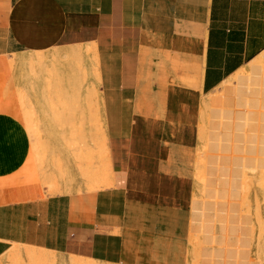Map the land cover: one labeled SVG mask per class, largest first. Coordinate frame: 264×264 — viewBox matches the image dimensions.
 <instances>
[{
  "label": "crops",
  "instance_id": "0c3cea01",
  "mask_svg": "<svg viewBox=\"0 0 264 264\" xmlns=\"http://www.w3.org/2000/svg\"><path fill=\"white\" fill-rule=\"evenodd\" d=\"M262 54L264 0H0V259L26 246L100 264H186L200 112ZM54 80L73 93L44 94ZM93 81L110 184L86 191L73 169L55 193L25 114L85 101L81 85Z\"/></svg>",
  "mask_w": 264,
  "mask_h": 264
},
{
  "label": "rangeland",
  "instance_id": "374dc122",
  "mask_svg": "<svg viewBox=\"0 0 264 264\" xmlns=\"http://www.w3.org/2000/svg\"><path fill=\"white\" fill-rule=\"evenodd\" d=\"M34 67H35L34 65L31 66V68H34ZM39 68H37V70H35L31 73L32 78H36V77L40 78V69ZM253 71L254 70L252 68L247 69L245 71H241L236 76H234V78L232 77L233 79L232 78H231V80L229 79L230 82L226 86L222 85L216 91H214L213 93L208 95V98L205 100L203 107H202V110L200 112V116H199V120H198V124H197L198 132H197L195 147H194V152H193V169H194V176H193L194 193L193 194H194V198H193L192 217H191L190 229H189V234H188L189 235V238H188V244H189L188 247L189 248H188V252H187L186 264H197V263L198 264H205V263L206 264H222L224 261H226V262H224L223 264H225V263L226 264H233V263L234 264H259L260 262H261L260 264H264V225H262V224H264L263 223L264 222V199H263L264 198V181L262 180V178L264 179V176L262 178L259 177V176L264 175L263 170H262L263 174L259 175L260 168L261 169L264 168V160H262L260 162L261 156L264 157V117H263L264 116V91H263L264 90V81H263V78L261 76L260 71L259 72L257 71L256 73L255 72L252 73ZM32 75H34V76H32ZM239 77H241L240 78L241 80L239 79ZM253 80H254V82H253ZM49 82L51 84V81H49ZM57 83L59 84L60 87H58V89L56 88L57 93H54V90H56L55 86L58 85ZM83 83H85V80H82V84ZM54 84L55 85L53 87L49 86V88H46L47 89L46 92H43V93L49 94V95H54L56 100H57V96H59V94H61V93H62L61 95H64V94L68 95V94L73 93L72 88H70V90L68 87L63 89L61 84L57 80L54 81ZM248 84H252V86H253V84H256V86H254V87H257V88L255 89V92L252 95L245 89L248 86ZM258 84H262V85L259 86ZM86 88L88 90H86ZM229 90L232 92H230ZM234 91H235V93L232 95V93ZM58 92H61V93L58 94ZM240 92H241V95H240ZM86 95H88V97ZM81 96H82V100L84 99L86 101V103H85V101L78 102L77 104L79 106L77 104H75V102L71 103L70 101L68 103H66L67 105L65 104V102H63V104H62V102H55V103H58L60 105L55 104L54 102H47V103H43V104L38 105L41 107L43 106V108L45 107V109L38 110V109H36V106L30 104L29 108L27 109L29 115H28V113L25 114L24 120L26 121L27 128H28V130H29V132L33 138V141H34V147L36 148V152H35L36 157L38 159V163L40 164L41 169L46 174L45 178H46V181L48 183L47 185H50V189H53V188L57 189L58 188L57 187L58 181L60 184H62V182L64 181L65 182L64 184L66 187L64 191L67 192L68 191L67 185L69 184V182H72V178H73V174H74L73 169L75 170V174H78L79 175L78 177L82 181V182H80L81 187L85 188V186H86V188H85L86 191L97 190V189H91L90 187H94L96 184H98L99 183L98 179H99V181L100 180L104 181L106 179V182H105L106 186L105 187L109 186V184H110V180H108L110 177L109 176L110 172H108L109 171L108 158H105V156H106L105 146L107 144L106 139H105V143H104V140H102L103 142L100 144L101 138L103 139V137H104L103 133L106 135V133H105V131H106L105 120H104V114H103V105L99 101L100 100V92H99V89L94 84V81L87 84V85L81 86ZM212 98H215L216 101L211 102ZM224 98L226 99V101ZM60 99H62V96H60ZM60 99L58 98V100H60ZM61 104H62V106H61ZM64 105H65V107H64ZM86 106H88V107H86ZM66 107H68L69 109L66 110ZM71 107H73L72 108L73 112L70 110ZM77 107H78V110H77ZM209 107H211V108H209ZM69 110H70V113H69ZM38 111H40V112H38ZM82 112H83V115H79V114H82ZM68 113L71 115H69ZM74 113H76L75 116H74ZM58 114H61V115H58ZM32 116H33V118H31ZM59 116H61V117H59ZM64 117L66 119H64ZM69 118H72L74 120L69 119ZM67 119H69L70 122H68ZM63 120L66 121V124ZM89 125H90V127H89ZM80 126H81V128H80ZM220 126H221V128H220ZM72 127H74V128H72ZM222 128H223V130H222ZM250 128L251 129L253 128V129L251 130ZM81 129L84 130V132L81 131ZM46 130L50 131V132L44 133V131H46ZM75 130H76V132H75ZM101 131H103V133ZM80 132L82 134H80ZM88 132H90V134ZM245 132L248 134H246ZM222 134L225 135V137H227L226 140ZM242 134H244V135H242ZM82 135H84V136H82ZM219 135H221V137H223V138H221ZM256 135H257V137H256ZM215 136L220 137L222 139V141L219 144L217 142H219L221 139L219 138L220 139L219 140ZM72 138L74 139L73 140L74 142L72 141ZM96 138L99 140V142ZM214 139H215V143L213 142ZM256 139H258V140L256 141ZM96 140H97V142H96ZM235 140H236V143H235ZM242 141L243 142L246 141L247 146L245 145L246 142L242 143ZM239 142L241 145L239 144ZM257 142H258V144H257ZM96 143H99L100 145L103 144V146L97 147ZM222 143L225 146H221L220 144H222ZM81 145H82V147H81ZM256 145L257 146L259 145L260 147L259 146L257 147ZM219 146H220V148H219ZM241 146L244 148H241ZM94 147H96V148H94ZM250 147H252V148H250ZM97 148H98V151H97ZM243 149L244 150L246 149L245 151H247L248 153L247 152L245 153V151L243 152ZM211 151L213 154H215V156L216 155H218V156L215 157L214 155H212ZM95 152H98V153L96 154ZM257 153H258V155H256ZM94 154H95V157H93ZM91 155H92V157H91ZM209 155L210 156L212 155V157H210ZM225 155H227V157H225ZM228 155L231 157V160H230V157ZM234 155L235 156L238 155V156H236L238 158H236ZM241 155H243V156H241ZM87 156H89V157L87 158ZM96 156H97V158H96ZM219 156H220V159L218 158ZM239 156L244 157L245 159L240 158ZM248 156H252V157L250 158ZM253 157L257 161L260 162V163L258 162V164L261 165V163H262V165H263V167L259 165L260 166L259 170L256 169L259 166L257 167V162H254L256 160ZM99 158L101 159L100 161H99ZM262 159H264V158H262ZM242 160H243V162H242ZM230 161H232L231 162L232 165H230V163H229ZM51 162H53V163H51ZM209 162H211V164ZM241 162L244 163L245 165L242 164ZM92 163H93V165H92ZM103 163H105V165ZM227 163H228V165H227ZM76 165H80L81 167L78 169ZM89 165H90V167H89ZM242 165H243V167H242ZM87 167L90 170L89 173L87 172L88 171ZM239 167L242 168V171ZM81 168H83V170ZM84 168L87 169V171H86L87 173L85 176L83 174H80V172H79V170L81 169L82 173L85 174ZM201 168H204V169H201ZM237 168H239V169H237ZM251 168H252V170L255 168L256 171H252V170L249 171V169H251ZM246 169H248V171H246ZM230 171H231V173H230ZM61 172H62V174H61ZM239 173H240V175H239ZM51 174H54V175H51ZM229 174L231 176V179H229L230 178ZM242 175H245L246 177L245 176H243V177L245 179L248 178L247 179L248 181L251 180L250 182H252L251 183L252 185H249L250 182H248L247 180H244V178L241 177ZM63 178H65V179H63ZM83 178H86L85 181L83 180ZM203 180H204V182H203ZM242 180H243V182H242ZM259 180H261V182H258ZM244 182H245V184H247V189H248V187L250 188L249 192L247 189L241 188V187H244ZM227 183L228 184L230 183L229 188H228ZM241 183H242V185H241ZM220 184H221V186H220ZM87 186H88V188H87ZM202 186H204L206 188H204ZM209 187H211V188H209ZM217 188L219 190H217ZM54 189H53V191H54ZM229 189H230V191H228ZM57 191H58V189L55 190L54 192L56 193ZM209 191L211 192V195L209 194L210 193ZM242 191H244V192L242 193ZM228 193H229V195H228ZM208 195H210V196H208ZM228 196H229V198H228ZM205 197H206V199H208V201L205 199ZM255 197H256V200H255ZM243 198L244 199L246 198V202H244ZM199 199L202 201H200ZM204 199H205L204 202L206 204L203 202ZM209 199H210V202L212 204L209 203ZM215 200L218 203H216ZM224 200H227V201L229 200L232 203L228 201L229 202V204H228L227 201H224ZM238 201H239V203L244 202L246 205L244 203L239 204ZM247 201H249L250 204ZM254 201L258 202V205H259L258 210H260V211H258V213H257V208L255 209V206H257V205H256V203L254 204ZM222 202H226V204L222 203ZM203 203L205 206L202 205ZM215 203H216V205H215ZM227 204L230 205V207ZM237 205H238V207H237ZM240 205L243 206V208L241 209V212H239L240 209H238V211L236 210L237 208L241 207ZM244 205L246 206V208ZM211 206L212 207L214 206L215 209H214V207H213V209H211ZM226 206H227V210L224 209V207L226 208ZM247 206L250 208V210L247 209ZM200 207H201V209H200ZM203 208L205 210L204 211L205 213L210 214V215L208 214L210 217L207 216V214L203 213ZM208 208H210L212 211ZM228 210H229V212H228ZM243 210L244 211L246 210V211L243 213ZM254 210H256V212H254ZM247 211L248 212L250 211V212L248 213ZM246 212H247V214H245ZM214 213H215V215H214ZM242 213L245 214L246 216L248 215L249 218L244 216ZM254 213L258 214L257 217L260 214L258 220H257V218L255 219L256 215ZM241 214H242V216H241ZM202 215H204L206 217H204ZM211 216L213 219H211ZM215 217H217V218H215ZM221 217H222V219H220ZM238 217H240V219H238ZM241 217H242V219H241ZM201 219H203V221L204 220L205 221L203 222V221H201ZM214 219L218 220V222ZM234 219H236V221H234ZM213 220H214V222H213ZM255 220L258 221L257 224H256ZM226 221L229 222V224ZM245 221H247L248 225H250V226H247L246 225L247 222H245ZM260 221H262V222H260ZM197 222L198 223L200 222V223L198 224ZM238 222H240V223H238ZM213 223H214V225H213ZM236 223L238 225H236ZM260 223H262V224H260ZM207 224H209V226ZM227 224H228V226H227ZM232 225H235V226H232ZM258 225L263 226V229H262L263 231L260 229V226L258 229ZM244 226H245V229H244ZM203 227L205 229L208 227L209 228L204 230ZM247 227H249L248 230L250 232H248V230H246ZM233 228H234V230H233ZM239 228H241L242 230ZM225 229L227 230L228 234H227ZM214 230H215V232H214ZM258 230H261L260 231L261 233ZM212 232H213V234H212ZM232 232H234V233H232ZM258 232H259V234H258ZM262 233H263V236H262ZM233 234H235V235H233ZM243 234H246V236H249V237L252 236V237L250 239L245 238V235L243 236ZM221 235H224V236L227 235L226 236L227 239L224 236L221 237ZM228 235H231V238L228 237ZM236 235L238 236L237 237L238 239L235 237ZM211 236H214V237H211ZM233 236L236 239L232 238ZM258 236L262 237V238L258 239L259 242H257V239H256V238H258ZM196 238L198 239V241L196 240ZM228 238H230V239H228ZM224 239L226 242L224 241ZM231 239H233V240H231ZM219 240H220V242H219ZM236 240H237V242H234ZM228 241H231V244H234V245H232V246H234L233 248L230 249V247H232V246L228 245V243H227ZM239 241H240L241 246L238 247V245H235V244L238 243ZM223 242L225 243V245ZM256 242H257L258 246H257ZM210 243H211V245H210ZM246 243H250V244H246ZM251 244H252V246H251ZM222 246H226V247L224 248ZM228 246H229V248H228ZM203 248H204V250H203ZM221 248H223V249H221ZM226 248L228 250L229 249L230 250L228 251ZM244 248H246V249H244ZM247 248L248 249L250 248L249 251ZM14 249H16V248H14ZM195 249H197V250H195ZM233 249L235 251H233ZM239 249L241 250L240 252H239ZM236 250H238V251H236ZM242 250H243V252H242ZM204 251H206V252H204ZM201 252H202V254H201ZM10 253H8L6 256H4L2 259H0V264H11L12 261L9 258ZM247 253H248V255H246ZM46 254L48 256V261L46 262V264L48 262L49 263L51 262L50 264H74L75 262H76L75 264H78L81 262V260L67 259V258L58 256L57 254L52 253V252H49V254H48L46 251ZM199 255L202 258L199 257ZM206 255L208 258L206 257ZM238 255H239V257H238ZM49 256H51L52 258H50ZM203 256H204V258H203ZM248 257H249V259H248ZM223 258H225V260ZM52 259H53V261H52ZM8 260H10V261H8ZM72 260H73V263H72ZM82 261H85V260H82ZM87 262H90V261H86V263ZM94 263H96V262H94ZM96 264H100V263H96Z\"/></svg>",
  "mask_w": 264,
  "mask_h": 264
},
{
  "label": "bare ground",
  "instance_id": "6f19581e",
  "mask_svg": "<svg viewBox=\"0 0 264 264\" xmlns=\"http://www.w3.org/2000/svg\"><path fill=\"white\" fill-rule=\"evenodd\" d=\"M90 48H91V47H90ZM76 51H77V50H76ZM72 52H73V50H72ZM77 55H78V54H77ZM74 56H76V55H74ZM38 58H39V57H38ZM41 58H43V57H41ZM68 59H69V58H68ZM70 59H71V58H70ZM76 59H77V57H75V60H76ZM43 60H44V59H43ZM54 60H55V59H54ZM66 60H67V58H66ZM73 60H74V58H73ZM75 60H74V61H75ZM52 61H53V60H52ZM64 61H65V60H64ZM76 61H78V60H76ZM79 61H80V60H79ZM38 63L40 64V60L37 59V60L35 61L34 59L32 60V58H31V60L29 61V64H28V65H31V66H33V65L35 66V65H36V66H37ZM41 63H43V62H41ZM40 65H42V64H40ZM249 65H251L250 68H252V69L254 70L252 73H254V72L256 73L257 71H258V72L260 71L261 76H262L263 81H264V54L260 55V57H258L253 63H251V64H249ZM249 65H248V68H249ZM78 67H79V66H78ZM248 68H247V69H248ZM247 69H246V70H247ZM97 71H98V70H97ZM241 71H242V70H241ZM243 71H245V69H244ZM78 73H79V72H78ZM97 73H98V72H97ZM239 73H240V71H239ZM236 74H237V73H236ZM248 74H249V73H248ZM74 75H75V74H74ZM79 75H80V74H79ZM249 75H250V74H249ZM253 75H254V74H253ZM253 75H252V76H253ZM83 76H84V75H83ZM235 76H236V75H235ZM261 76H260V77H261ZM56 77H57V76H56ZM78 78H80V77H78ZM233 78H234V76H233ZM233 78H232V79H233ZM240 78H241V77H239V79H240ZM248 78H249V77H248ZM82 79H83V77H82ZM235 79H236V78H235ZM237 79H238V78H237ZM84 80H85V79H84ZM230 80H231V78H230ZM230 80H229V81H230ZM240 80H241V79H240ZM54 81H55V80H54ZM257 81H258V80H257ZM251 82H252V81H251ZM253 82H254V80H253ZM226 83L228 84L229 82H226ZM259 83H260V82H259ZM57 84H58V83H57ZM60 84H62V83H60ZM258 85L261 86L262 84H258ZM81 86H83V85H81ZM254 86H256V84H253V86H252V84H248V86H247L248 88L246 87L245 89H246V90L252 95V94H254L255 89L257 88V87H254ZM52 87H53V86H52ZM58 87H60L59 84H58L57 86H55V89H56V88L58 89ZM77 87H78V86H77ZM86 87H87V86H86ZM57 89L54 90V93H57ZM60 89H61V88H60ZM242 89H243V88H242ZM245 89H244V90H245ZM261 89H262V88H261ZM69 90H70V89H69ZM86 90H88V89L86 88ZM55 91H56V92H55ZM64 91H65V90H64ZM229 91H230V90H229ZM263 91H264V90H263ZM230 92H232V91H230ZM59 93H61V92H58V94H59ZM86 93H87V92H86ZM234 93H235V91L232 93V95H233ZM61 94H62V93H61ZM61 94H59V96H57V99H58V98L60 99ZM240 95H241V92H240ZM86 96L88 97V95H86ZM86 96H85V97H86ZM52 97H54V96H52ZM78 97H80V96H78ZM87 97H86V98H87ZM238 97H239V96H238ZM250 97H251V96H250ZM54 98H55V97H54ZM86 98H85V99H86ZM252 98H253V97H252ZM77 99H78V98H77ZM79 99H80V98H79ZM79 99H78V101H79ZM224 99H225V98H224ZM250 99H251V98H250ZM47 100H49V99H47ZM73 100H75V99H73ZM66 101H67V99H66ZM66 101H65V104L69 102V101H67V102H66ZM101 101H102V99H101ZM214 101H216V99H215V98H212V99H211V102H214ZM225 101H226V99H225ZM242 101H243V100H242ZM53 102H54V101H53ZM70 102H71V101H70ZM74 102H75V104L78 103V102H76V101H74ZM249 102H250V101H249ZM54 103H55V102H54ZM71 103H72V102H71ZM85 103H86V101H85ZM55 104H58V103H55ZM62 104H63V102H62ZM62 104H61V106H62ZM69 104H70V103H69ZM87 104H88V103H87ZM58 105H60V104H58ZM58 105H57V106H58ZM66 105H67V104H66ZM70 105H71V104H70ZM77 105H78V104H77ZM102 105H103V103H102ZM78 106H79V105H78ZM222 106H223V105H222ZM55 107H56V106H55ZM59 107H60V106H59ZM64 107H65V105H64ZM86 107H88V106H86ZM72 108H73V107H71V109H70L71 111H72ZM209 108H211V107H209ZM67 109H69V108L66 107V110H67ZM66 110H65V111H66ZM70 110H69V113H70ZM75 110H76V109H75ZM77 110H78V107H77ZM77 110H76V111H77ZM76 111H75V112H76ZM87 111H88V110H87ZM63 112H64V111H63ZM72 112H73V111H72ZM69 113H68V114H69ZM75 114H76V113H74V116H75ZM58 115H61V114H58ZM63 115H64V114H63ZM69 115H71V114H69ZM69 115H68V116H69ZM79 115H83V112H82V114H79ZM59 117H61V116H59ZM66 117H67V116H66ZM69 117H70V116H69ZM79 117H80V116H79ZM236 117H237V116H236ZM263 117H264V116H263ZM62 118H63V117H62ZM64 119H66V118L64 117ZM69 119H72V118H69ZM69 119H67L68 122H70ZM221 119H222V118H221ZM234 119H235V118H234ZM72 120H74V119H72ZM75 120H76V119H75ZM83 120H84V119H83ZM217 120H218V119H217ZM63 121H64V120H63ZM63 121H62V122H63ZM80 121H81V120H80ZM80 121H79V122H80ZM84 121H85V120H84ZM220 121H221V120H220ZM250 121H251V120H250ZM64 122H65V124H66V121H64ZM68 122H67V123H68ZM245 122H246V121H245ZM255 122H256V121H255ZM73 124H74V123H73ZM73 124H72V125H73ZM78 124H79V123H78ZM83 124H84V123H83ZM218 124H219V123H218ZM245 124H246V123H245ZM67 125H68V124H67ZM80 125H81V124H80ZM252 125H253V124H252ZM101 126H102V125H101ZM89 127H90V125H89ZM222 127H223V126H222ZM72 128H74V127H72ZM80 128H81V126H80ZM220 128H221V126H220ZM238 128H239V127H238ZM240 128H241V127H240ZM245 128H246V127H245ZM67 129H68V128H67ZM69 129H70V128H69ZM83 129H84V128H83ZM90 129H91V128H90ZM250 129H251V128H250ZM252 129H253V128H252ZM252 129H251V130H252ZM70 130H71V129H70ZM219 130H220V129H219ZM222 130H223V128H222ZM81 131L84 132V130H82V129H81ZM241 131H242V130H241ZM247 131H248V130H247ZM256 131H257V130H256ZM73 132H74V131H73ZM75 132H76V130H75ZM101 132L103 133V131H101ZM223 132H224V131H223ZM232 132H233V131H232ZM248 132H249V131H248ZM70 133H71V132H70ZM88 133L90 134V132H88ZM215 133H216V132H215ZM215 133H214V134H215ZM245 133H246V132H245ZM258 133H259V132H258ZM77 134H78V133H77ZM80 134H82V133L80 132ZM218 134H219V133H218ZM229 134H230V133H229ZM246 134H248V133H246ZM103 135H104V137L102 136L103 139L101 138V142H100V144L103 142L102 140H104V143H105L106 135H105L104 133H103ZM222 135H223V134H222ZM242 135H244V134H242ZM82 136H84V135H82ZM82 136H81V137H82ZM219 136L221 137V135H219ZM223 136L225 137V135H223ZM215 137H216V136H215ZM220 137H216V138L219 139ZM256 137H257V135H256ZM77 138H78V137H77ZM221 138H223V137H221ZM221 138H220V139H221ZM226 138H227V137H225V140H226ZM88 139H89V138H88ZM96 139H97V138H96ZM220 139H219V140H220ZM261 139H262V138H261ZM73 140H74V139L72 138V141H73ZM97 140H98V139H97ZM97 140H96V142H97ZM239 140H240V139H239ZM244 140H245V139H244ZM244 140H243V141H244ZM257 140H258V139H256V141H257ZM221 141H222V139H221L219 142H217V143L219 144ZM230 141H231V140H230ZM240 141H241V140H240ZM243 141H242V143H245V142H246V141H245V142H243ZM73 142H74V141H73ZM98 142H99V140H98ZM213 142L215 143V139L213 140ZM230 143H231V142H230ZM230 143H229V144H230ZM235 143H236V140H235ZM80 144H81V143H80ZM98 144H99V143H96L97 147H101V146H103V144H102V145H100V144L98 145ZM239 144H240V142H239ZM246 144H247V142L245 143V145H246ZM257 144H258V142H257ZM220 145H221V146H225V145H223V143L220 144ZM240 145H241V144H240ZM251 145H252V144H251ZM251 145H250V146H251ZM243 146H244V145H243ZM246 146H247V145H246ZM256 146H257V145H256ZM258 146H259V145H258ZM258 146H257V147H258ZM67 147H68V146H67ZM81 147H82V145H81ZM238 147H239V146H238ZM244 147H245V146H244ZM244 147L241 146V148H244ZM254 147H255V146H254ZM259 147H260V146H259ZM94 148H96V147H94ZM105 148H106V146H105ZM207 148H208V147H207ZM219 148H220V146H219ZM223 148H224V147H223ZM229 148H230V147H229ZM239 148H240V147H239ZM245 148H246V147H245ZM250 148H252V147H250ZM208 149H209V148H208ZM210 149H211V148H210ZM224 149H225V148H224ZM231 149H232V148H231ZM231 149H230V150H231ZM95 150H96V149H95ZM245 150H246V149H245ZM245 150L243 149V152H244ZM259 150H260V149H259ZM97 151H98V148H97ZM212 151H213V150H212ZM212 151H211V153H212ZM232 152H233V151H232ZM246 152H247V151H245V153H246ZM258 152H259V151H258ZM81 153H82V152H81ZM95 153L97 154L98 152H95ZM245 153H244V154H245ZM247 153H248V152H247ZM250 153H251V152H250ZM252 153H253V152H252ZM244 154H243V155H244ZM204 155H205V154H204ZM212 155L215 156V154H213V153H212ZM212 155H211V156L209 155V156L212 157ZM229 155H230V154H229ZM229 155H228V156H229ZM243 155H241V156H243ZM245 155H246V154H245ZM247 155H248V154H247ZM252 155H253V154H252ZM256 155H258V153H257ZM205 156H206V155H205ZM216 156H218V155H216ZM216 156H215V157H216ZM234 156H235V155H234ZM234 156H233V157H234ZM236 156H238V155H236ZM236 156H235V157H236ZM254 156H255V155H254ZM88 157H89V156H87V158H88ZM91 157H92V155H91ZM93 157H95V154L93 155ZM225 157H227V155H225ZM229 157H230V156H229ZM239 157H240V156H239ZM245 157H246V156H245ZM248 157L251 158L252 156H248ZM248 157H247V158H248ZM255 157H256V156H255ZM96 158H97V156H96ZM105 158H108V152H107V149H106V156H105ZM218 158L220 159V156H219ZM236 158H238V157H236ZM240 158L245 159L244 157H240ZM253 158H254V157H253ZM262 158H264V157L261 156V158H260L261 160L258 158V159L260 160V162H261L262 160H264V159H262ZM202 159H203V158H202ZM206 159H207V158H206ZM248 159H249V158H248ZM254 159H255V158H254ZM254 159H253V160H254ZM86 160H87V159H86ZM89 160H90V159H89ZM100 160H101V159L99 158V161H100ZM105 160H106V159H105ZM230 160H231V157H230ZM250 160H251V159H250ZM255 160H256V159H255ZM51 161H52V160H51ZM58 161H59V160H58ZM60 161H61V160H60ZM77 161H78V160H77ZM211 161H212V160H211ZM244 161H245V160H244ZM231 162H232V161L229 162L230 165H232ZM242 162H243V160H242ZM242 162H241V163H242ZM254 162H257V167L260 165V164H258L259 161H257V160L254 161ZM260 162H259V163H260ZM51 163H53V162H51ZM80 163H81V162H80ZM87 163H88V162H87ZM209 163L211 164V162H209ZM247 163H248V162H247ZM58 164H59V163H58ZM103 164L105 165V163H103ZM242 164H244V163H242ZM255 164H256V163H255ZM92 165H93V163H92ZM104 165H103V166H104ZM200 165H201V164H200ZM227 165H228V163H227ZM238 165H239V164H238ZM244 165H245V164H244ZM247 165H248V164H247ZM56 166H57V165H56ZM76 166H77L78 169L81 167L80 165H76ZM101 166H102V165H101ZM255 166H256V165H255ZM260 166L263 167L262 163H261ZM260 166H259L258 168H256V169L259 170ZM59 167H60V166H59ZM82 167H83V166H82ZM89 167H90V165H89ZM92 167H93V166H92ZM104 167H105V166H104ZM230 167H231V166H230ZM236 167H237V166H236ZM236 167H235V168H236ZM240 167H241V166H240ZM240 167H239V168H240ZM242 167H243V165H242ZM246 167H247V166H246ZM85 168H86V167H85ZM85 168H84V170H85V174L82 173L83 168H81L82 170L80 169L81 171L79 170L80 174H83L84 176L86 175L87 172H88V173L90 172V170L88 169V167H87L88 171H87V169H85ZM228 168H229V167H228ZM239 168H237V169H239ZM60 169H61V168H60ZM201 169H204V168H201ZM218 169H219V168H218ZM231 169H232V168H231ZM240 169H241V171H242V168H240ZM243 169H244V168H243ZM256 169L254 168V169L252 170V168H251V169H249V171H251V170H252V171H256ZM61 170H62V169H61ZM61 170H60V171H61ZM63 170H64V169H63ZM104 170H105V169H104ZM262 170L264 171V168H263V169L260 168V170H259V175H261V174L264 173V172L262 173ZM55 171H56V170H55ZM86 171H87V172H86ZM202 171H203V170H202ZM234 171H235V170H234ZM236 171H237V170H236ZM246 171H248V169H246ZM83 172H84V171H83ZM104 172H105V171H104ZM106 172H107V171H106ZM108 172H109V171H108ZM228 172H229V171H228ZM260 172H261V173H260ZM217 173H218V172H217ZM230 173H231V171H230ZM241 173H242V172H241ZM251 173H252V172H251ZM61 174H62V172H61ZM223 174H224V173H223ZM242 174H243V173H242ZM253 174H254V173H253ZM51 175H54V174H51ZM218 175H219V174H218ZM239 175H240V173H239ZM245 175H246V174H245ZM245 175H242L241 177H243V176H245ZM109 176H110V175H109ZM263 176H264V175L259 176V177L262 178ZM217 177H218V176H217ZM229 177H230L229 179H231L230 174H229ZM245 177H246V176H245ZM51 178H52V177H51ZM243 178H244V177H243ZM57 179H58V178H57ZM59 179H60V178H59ZM63 179H65V178H63ZM85 179H86V178H83L84 181H85ZM205 179H206V178H205ZM235 179H236V178H235ZM247 179H248V178H247ZM247 179L244 178V180H247ZM55 180H56V179H55ZM108 180H109V179H108ZM249 180H250V179H249ZM262 180L264 181L263 178H262ZM205 181H206V180H205ZM247 181H248V180H247ZM250 181H251V180H250ZM250 181H248V182H250ZM263 181H262V182H263ZM81 182H82V181H81ZM203 182H204V180H203ZM229 182H230V181H229ZM242 182H243V180H242ZM258 182H261V180H259ZM99 183L101 184L102 182H99ZM99 183H98V184H99ZM246 183H247V182H246ZM251 183H252V182H250L249 185H252ZM55 184H56V183H55ZM98 184H96L94 187H90V186H89V187H90L91 189H96V188L100 187V185H98ZM112 184H113V183H112ZM203 184H204V183H203ZM227 184H228V183H227ZM229 184H230V183H229ZM229 184H228V188H229ZM233 184H234V183H233ZM51 185H52V184H51ZM56 185H57V184H56ZM93 185H94V184H93ZM104 185H105V183L103 184V186H104ZM206 185H207V184H206ZM206 185H205V186H206ZM217 185H218V184H217ZM241 185H242V183H241ZM249 185H248V186H249ZM40 186H41V185H40ZM48 186H50V185H48ZM215 186H216V185H215ZM218 186H219V185H218ZM220 186H221V184H220ZM202 187H204V186H202ZM245 187H246V188H245ZM251 187H252V186H251ZM85 188H86V186H85ZM87 188H88V186H87ZM101 188H102V187H101ZM204 188H206V187H204ZM204 188H203V189H204ZM209 188H211V187H209ZM241 188H243V189H247V184H245V182H244V187H241ZM221 189H222V188H221ZM249 189H250V188L248 187V189H247L248 192H249ZM54 190H55V189H54ZM79 190H80V189H79ZM100 190H101V189H100ZM215 190H216V189H215ZM217 190H219V189L217 188ZM247 190H246V191H247ZM228 191H230V189H229ZM240 191H241V190H240ZM93 192H94V191H93ZM209 192H210V191H209ZM209 192H208V193H209ZM243 192H244V191H242V193H243ZM248 192H247V193H248ZM208 193H207V194H208ZM217 193H218V192H217ZM245 193H246V192H245ZM207 194H206V195H207ZM209 194L211 195V192H210ZM220 194H221V193H220ZM235 194H236V193H235ZM240 194H241V193H240ZM240 194H239V195H240ZM210 195H208V196H210ZM224 195H225V194H224ZM228 195H229V193H228ZM203 196H204V195H203ZM246 196H247V195H246ZM213 197H214V196H213ZM222 197H223V196H222ZM225 197H226V196H225ZM228 198H229V196H228ZM241 198H242V197H241ZM205 199H206V197H205ZM205 199L203 200V202L205 201ZM223 199H224V198H223ZM243 199H244V198H243ZM243 199H242V200H243ZM263 199H264V198H263ZM199 200H200V199H199ZM206 200L208 201V199H206ZM255 200H256V197H255ZM200 201H202V200H200ZM207 201H206V202H207ZM213 201H214V200H213ZM213 201H212V202H213ZM220 201H221V200H220ZM224 201H227V200H224ZM228 201H229V200H228ZM228 201H227V203L229 204V202H231V201H229V202H228ZM240 201H241V200H240ZM215 202H216V200H215ZM244 202H246V198L244 199ZM244 202L239 203V201H238L239 204H243ZM247 202L249 203V201H247ZM204 203H205V202H204ZM204 203H203L202 205H204ZM209 203H211V202H210V199H209ZM213 203H214V202H213ZM216 203H218V202H216ZM216 203H215V205H216ZM222 203H225V204H226V202H222ZM231 203H232V202H231ZM233 203H234V202H233ZM236 203H237V202H236ZM255 203H256V205L258 206V207L255 206V209L257 208V213H258V211H260V210H258L259 205H258V202H257V201H256V202L254 201V204H255ZM205 204H206V203H205ZM211 204H212V203H211ZM228 204H227V205H228ZM234 204H235V203H234ZM244 204H245V203H244ZM249 204H250V203H249ZM219 205H220V204H219ZM232 205H233V204H232ZM235 205H236V204H235ZM245 205H246V204H245ZM245 205H244V206H245ZM204 206H205V205H204ZM228 206L230 207V205H228ZM240 206H241V205H240ZM202 207H203V206H202ZM206 207H207V206H206ZM213 207H214V206H213ZM213 207L211 206V209H213ZM216 207H217V206H216ZM235 207H236V206H235ZM237 207H238V205H237ZM237 207H236V208H237ZM221 208H222V207H221ZM236 208H235V209H236ZM242 208H243V206H241L240 208H237L236 210L238 211V209H240L239 212H241V209H242ZM245 208H246V206H245ZM245 208H244V209H245ZM200 209H201V207H200ZM208 209H210V208H208ZM208 209H207V210H208ZM211 209H210V210H211ZM214 209H215V207H214ZM224 209L227 210V206H226V208L224 207ZM231 209H232V208H231ZM247 209L250 210V208H249L248 206H247ZM204 211H205V210H204V208H203V213H204V214H207V213H205ZM208 211H209V210H208ZM208 211H207V212H208ZM211 211H212V210H211ZM245 211H246V210H245ZM245 211L243 210V213H244ZM196 212H197V211H196ZM213 212H214V211H213ZM216 212H217V211H216ZM216 212H215V213H216ZM225 212H226V211H225ZM228 212H229V210H228ZM239 212H238V213H239ZM247 212H248V211H247ZM247 212H246L245 214H247ZM249 212H250V211H249ZM249 212H248V213H249ZM254 212H256V210H254ZM215 213H214V215H215ZM219 213H220V212H219ZM243 213H242V214H243ZM259 213H260V212H259ZM208 214H209V213H208ZM208 214H207V216L210 215V214H209V215H208ZM224 214H225V213H224ZM235 214H236V213H235ZM242 214H241V216H242ZM245 214H243V215L246 216ZM254 214H255V213H254ZM218 215H219V214H218ZM249 215H250V214H249ZM255 215H256L255 219L257 218V220H258L260 214H259L258 217H257L258 214H255ZM202 216H204V215H202ZM204 217H206V216H204ZM209 217H210V216H209ZM246 217L249 218L248 215H247ZM201 218H202V217H201ZM215 218H217V217H215ZM226 218H227V217H226ZM226 218H225V219H226ZM228 218H229V217H228ZM248 218H247V219H248ZM203 219H204V218H203ZM203 219H201V221H203ZM211 219H213L212 216H211ZM220 219H222V217H221ZM238 219H240V217H238ZM238 219H237V220H238ZM241 219H242V217H241ZM244 219H245V218H244ZM250 219H251V218H250ZM214 220H216V219H214ZM214 220H213V222H214ZM257 220H255V221H256V224H257V222H258ZM260 220H261V219H260ZM198 221H199V220H198ZM204 221H205V220H204ZM204 221H203V222H204ZM208 221H209V220H208ZM216 221L218 222V220H216ZM222 221H223V220H222ZM232 221H233V220H232ZM234 221H236V219H234ZM248 221H249V220H248ZM226 222H227V221H226ZM245 222H247V221H245ZM260 222H262V221H260ZM197 223H198V222H197ZM199 223H200V222H199ZM199 223H198V224H199ZM227 223L229 224V222H227ZM232 223H233V222H232ZM234 223H235V222H234ZM238 223H240V222H238ZM263 223H264V222H263ZM201 224H202V223H201ZM209 224H210V223H209ZM209 224H207V225L209 226ZM216 224H217V223H216ZM228 224H227V226H228ZM241 224H242V223H241ZM249 224H250V223H249ZM258 224H259V223H258ZM260 224H262V223H260ZM213 225H214V223H213ZM213 225H212V226H213ZM236 225H238V224L236 223ZM239 225H240V224H239ZM242 225H243V224H242ZM246 225H247V226H250V225H248V222H247ZM262 225H264V224H262ZM262 225H261V226L258 225V229H259V226H260V229L262 230V229H263V226H262ZM202 226H203V225H202ZM232 226H235V225H232ZM213 227H214V226H213ZM225 227H226V226H225ZM229 227H230V226H229ZM239 227H240V226H239ZM251 227H252V226H251ZM208 228H209V227H208ZM208 228H206V229H208ZM221 228H222V227H221ZM227 228H228V227H227ZM230 228H231V227H230ZM248 228H249V227H247L246 230H248ZM196 229H197V228H196ZM203 229L206 230L204 227H203ZM239 229H241V228H239ZM244 229H245V226H244ZM225 230H226V229H225ZM229 230H230V229H229ZM229 230H228V231H229ZM233 230H234V228H233ZM241 230H242V229H241ZM261 230H258V231L260 232ZM235 231H236V230H235ZM262 231H263V230H262ZM214 232H215V230H214ZM226 232H227V230H226ZM248 232H250V231L248 230ZM252 232H253V231H252ZM259 232H258V234H259ZM200 233H201V232H200ZM232 233H234V232H232ZM237 233H238V232H237ZM237 233H236V234H237ZM240 233H241V232H240ZM240 233H239V234H240ZM260 233H261V232H260ZM212 234H213V232H212ZM220 234H221V233H220ZM227 234H228V232H227ZM258 234H257V235H258ZM233 235H235V234H233ZM244 235H245V238H249V239H250V238L252 237V236H250V237H249V236H246V234H243V236H244ZM199 236H200V235H199ZM203 236H204V235H203ZM222 236H224V235H221V237H222ZM226 236H227V235H225L224 237H226ZM241 236H242V235H241ZM241 236H240V237H241ZM259 236H260V235H259ZM259 236H258V238H256V239H257V242H259V241H258L259 238H262V237H259ZM262 236H263V233H262ZM211 237H214V236H211ZM228 237L231 238V235H228ZM235 237L237 238L238 236L236 235ZM235 237L233 236L232 238H235ZM193 238H194V237H193ZM197 238H198V237H197ZM197 238H196V240L198 241ZM204 238H205V237H204ZM208 238H209V237H208ZM230 238H228V239H230ZM236 238H235V239H236ZM243 238H244V237H243ZM226 239H227V237H226ZM237 239H238V238H237ZM249 239H248V240H249ZM207 240H208V239H207ZM212 240H213V239H212ZM220 240H221V239H220ZM220 240H219V242H220ZM231 240H233V239H231ZM239 240H240V239H239ZM246 240H247V239H246ZM251 240H252V239H251ZM224 241H225V239H224ZM240 241H241V240H240ZM240 241L238 242L239 244H240ZM225 242H226V241H225ZM229 242H230V243H229ZM234 242H237V240L234 241ZM251 242H252V241H251ZM257 242H256V244H257ZM205 243H206V242H205ZM212 243H213V242H212ZM223 243H224V242H223ZM227 243H228L229 246L234 245V244H231V241H228ZM238 243H236L235 245H238V247L241 246V244L239 245ZM201 244H202V243H201ZM218 244H219V243H218ZM230 244H231V245H230ZM246 244H250V243H246ZM210 245H211V243H210ZM224 245H225V243H224ZM204 246H205V245H204ZM207 246H208V245H207ZM229 246H228V248H229ZM249 246H250V245H249ZM251 246H252V244H251ZM257 246H258V244H257ZM257 246H256V247H257ZM209 247H210V246H209ZM222 247L225 248L226 246H222ZM233 247H234V246L230 247V249L233 248ZM236 247H237V246H236ZM14 248H15V247H14ZM257 248H258V247H257ZM257 248H256V249H257ZM206 249H207V248H206ZM221 249H223V248H221ZM226 249H227V248H226ZM226 249H225V250H226ZM230 249H229V250H230ZM241 249H242V248H241ZM244 249H246V248H244ZM244 249H243V250H244ZM247 249H248V248H247ZM249 249H250V248H249ZM249 249H248V251H249ZM195 250H197V249H195ZM203 250H204V248H203ZM225 250H224V251H225ZM227 250H228V249H227ZM229 250H228V251H229ZM243 250H242V252H243ZM201 251H202V250H201ZM214 251H215V250H214ZM233 251H235V250L233 249ZM236 251H238V250H236ZM240 251H241V250L239 249V252H240ZM245 251H246V250H245ZM248 251H247V252H248ZM198 252H199V251H198ZM204 252H206V251H204ZM211 252H212V251H211ZM9 253H10V252H9ZM47 253L49 254V252H47ZM226 253H227V252H226ZM236 253H237V252H236ZM201 254H202V252H201ZM224 254H225V253H224ZM232 254H233V253H232ZM207 255H208V254H207ZM207 255H206V257H207ZM246 255H248V253H247ZM246 255H245V256H246ZM53 256H54V255H53ZM242 256H243V255H242ZM49 257L52 258L51 256H49ZM199 257H201V256L199 255ZM211 257H212V256H211ZM238 257H239V255H238ZM9 258H10V260L12 261L11 264H12V263H13V264H46V262L48 261V256H47V254H46V251L44 252V251H42V250H40V249H37V248H31V247L29 248V247H26V246H25L24 248H21V247L19 248V247H18V248H16V249H13L12 252L10 253V257H9ZM197 258H198V257H197ZM197 258H196V259H197ZM201 258H202V257H201ZM203 258H204V256H203ZM207 258H208V257H207ZM227 258H228V257H227ZM72 259H73V258H72ZM199 259H200V258H199ZM223 259L225 260V258H223ZM234 259H235V258H234ZM248 259H249V257H248ZM10 260H8V261H10ZM88 260H89V259H88ZM220 260H221V259H220ZM229 260H230V259H229ZM50 261H51V260H50ZM52 261H53V259H52ZM75 261H76V260H75ZM90 261H91V260H90ZM227 261H228V260H227ZM69 262H70V261H69ZM98 262H99V261H98ZM224 262H226V261H224ZM224 262H223V263H224ZM249 262H250V261H249ZM48 263H49V262H48ZM48 263H47V264H48ZM50 263H51V262H50ZM50 263H49V264H50ZM52 263H53V262H52ZM72 263H73V260H72ZM75 263H76V262H75ZM75 263H74V264H75ZM223 263H222V264H223ZM260 263H261V262H260ZM260 263H259V264H260ZM78 264H96V263H94V262H87V263H86V261H82V260H81V262L78 263ZM197 264H198V263H197ZM205 264H206V263H205ZM225 264H226V263H225ZM233 264H234V263H233Z\"/></svg>",
  "mask_w": 264,
  "mask_h": 264
}]
</instances>
